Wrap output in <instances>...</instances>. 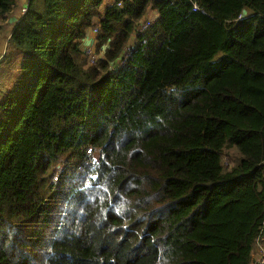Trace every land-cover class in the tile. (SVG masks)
I'll use <instances>...</instances> for the list:
<instances>
[{
    "label": "trees",
    "instance_id": "16d2710c",
    "mask_svg": "<svg viewBox=\"0 0 264 264\" xmlns=\"http://www.w3.org/2000/svg\"><path fill=\"white\" fill-rule=\"evenodd\" d=\"M13 5L0 0V17ZM25 9L10 32L18 74L0 89V264H251L264 0ZM93 28L90 65L79 43Z\"/></svg>",
    "mask_w": 264,
    "mask_h": 264
},
{
    "label": "rangeland",
    "instance_id": "374dc122",
    "mask_svg": "<svg viewBox=\"0 0 264 264\" xmlns=\"http://www.w3.org/2000/svg\"><path fill=\"white\" fill-rule=\"evenodd\" d=\"M22 1V2H21ZM28 0H14V5L9 14L0 17V39L5 45V54L0 60V89L5 90L8 85L12 83L15 76L18 74L19 59L12 53L11 42H10V27L9 19L13 16L20 17L21 13H24L25 5ZM103 10V9H101ZM17 18V19H18ZM91 39H82L79 43V48L83 55L85 50L91 46ZM82 55V56H83ZM223 165L232 166L233 156H224ZM264 253V245L262 241H257L252 252V263L251 264H262L260 262V255ZM264 263V262H263Z\"/></svg>",
    "mask_w": 264,
    "mask_h": 264
},
{
    "label": "built area",
    "instance_id": "2783aa9c",
    "mask_svg": "<svg viewBox=\"0 0 264 264\" xmlns=\"http://www.w3.org/2000/svg\"><path fill=\"white\" fill-rule=\"evenodd\" d=\"M24 10L26 11V9L24 8ZM25 13V12H24ZM22 13V15L24 14ZM152 17V16H151ZM150 17V18H151ZM150 18L149 20H147V22L145 24L142 25V29H144L146 26H148V23L150 22ZM98 33V28H93L90 32V38H91V46L88 47L85 52H84V56H86L89 60V64L90 65H95L96 61H97V56L94 53L95 51V44H96V35ZM132 46V45H130ZM260 262L263 264L264 262V253H261L260 255Z\"/></svg>",
    "mask_w": 264,
    "mask_h": 264
},
{
    "label": "crops",
    "instance_id": "0c3cea01",
    "mask_svg": "<svg viewBox=\"0 0 264 264\" xmlns=\"http://www.w3.org/2000/svg\"><path fill=\"white\" fill-rule=\"evenodd\" d=\"M22 2V1H21ZM21 15H22V13H21ZM17 16H13V17H11L10 19H9V27H10V29L12 30V27H13V25H14V23L15 22H17ZM10 30V31H11ZM90 39V38H89ZM5 45H4V43L2 42V39H0V60L2 59V57L4 56V54H5Z\"/></svg>",
    "mask_w": 264,
    "mask_h": 264
}]
</instances>
